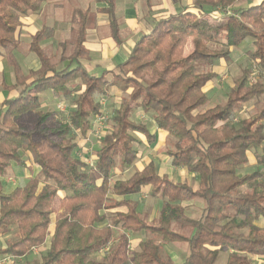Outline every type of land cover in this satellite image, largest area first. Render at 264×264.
Here are the masks:
<instances>
[{"label":"trees","instance_id":"trees-1","mask_svg":"<svg viewBox=\"0 0 264 264\" xmlns=\"http://www.w3.org/2000/svg\"><path fill=\"white\" fill-rule=\"evenodd\" d=\"M46 1L0 0V55L6 51L16 73L14 88H19L0 105V237L13 234L0 257L29 255L48 243L33 264H217L220 250L209 245L233 251L226 264H256L254 257H264V172L243 169L250 152L264 165V0H245L247 5L195 0L199 13L183 9L155 19L128 58L100 75L84 64L90 54L89 11L76 8L70 55L54 61L45 52L41 43L54 37L56 28L43 26L30 46L40 67L24 74L12 53L20 45L17 29ZM95 1L104 5L99 10L108 15L113 39L121 43L116 0ZM232 7L234 12H225ZM189 40L193 51L185 55ZM241 46L249 66L229 87L225 102L204 110L210 101L207 84L218 77L214 66L231 62L233 48ZM65 60L70 64L59 68ZM252 77L257 78L250 84ZM114 89L127 95L114 105L110 125L103 126L102 146L91 166L78 154L83 149L78 137L93 129L106 111L99 98L109 100ZM49 90L71 101L66 119L43 109L41 93ZM251 101L258 104L255 113L234 122ZM135 111L150 113L155 125L168 132L171 164L195 174L197 188L188 180H171L153 160L128 177L112 179L116 168L124 171L138 160L142 137L149 144L155 140L146 122L132 118ZM27 155L38 172L24 186L5 192L3 176L14 163L26 167ZM260 178L258 186L243 190ZM145 187L163 200L152 222L135 197ZM194 199L203 202L198 217L184 205ZM174 226L193 232L185 237ZM142 230L147 237L131 251L126 231ZM183 240L189 255L176 263L163 248ZM101 251L100 260L91 257Z\"/></svg>","mask_w":264,"mask_h":264},{"label":"rangeland","instance_id":"rangeland-1","mask_svg":"<svg viewBox=\"0 0 264 264\" xmlns=\"http://www.w3.org/2000/svg\"><path fill=\"white\" fill-rule=\"evenodd\" d=\"M120 1L121 0H117V16H118L119 22L121 23L123 19L122 15L124 14L125 9L121 8ZM168 1L174 2V0H158L153 5L154 9L156 8L160 11L167 10L168 9L167 6L169 5ZM128 2L129 4L133 3L131 10L130 11L126 10V13L130 12L129 13L130 15L133 13V7H135L136 4H135V1L131 2L130 0ZM236 2H239V1H236ZM139 5L143 6L142 3ZM76 8L87 9L89 11L88 23H87L88 32H92V30H96L97 33H94V35L98 37L99 39L100 38L108 39L110 37L109 25L105 21H100V19L97 18L99 16L96 11V3L94 0H47L43 4L41 11L31 12L28 15L29 17H32L34 19V22L28 26L27 30L28 32L34 33L36 30L40 29L43 26H53L56 28L54 37H52L51 39H48L47 40L48 42L44 41V43L47 45L45 48V52L49 56H51L54 61H58L62 55H66V56L70 55V53L72 52L74 48L76 33L74 31H71L72 28H70V25H69L70 22L68 23V21H70L72 13ZM225 12H234V8L233 7L229 8ZM138 17H139V13H138ZM130 28L131 27L129 25H126L124 29L125 31L122 32V35L123 33H125V36L127 37L129 35ZM139 36L141 35L139 34L133 35L134 40L139 38ZM89 37H88V41L90 42ZM30 39H31L30 37H26L24 35L21 36L20 45L14 51V54L16 55L15 57L16 61L18 62V64H20L21 67H24L23 68L24 72L27 71L28 67L34 66L35 64L34 59L37 60L36 54L30 49ZM88 41H87V46L88 47L93 46V45H90V43L88 45ZM61 43H64V45L62 46ZM192 45H193L192 41L189 40L184 50L185 55L190 54ZM2 52L4 54L6 53L5 50H2ZM28 56L34 59L28 58ZM218 64L219 65L216 66L215 69L219 73V76L215 78L214 80H212L211 82H209L206 87V89L208 90L209 96H210V101L207 105L203 107L204 110L216 104L223 103L226 101L229 87L234 84V80L237 77L241 76L243 68L249 66V61L247 60L246 54H245V48L243 46L233 48L232 61L229 62L228 64L224 63L223 61L222 62L220 61ZM62 66H63L62 63L58 64L59 68H62ZM9 67L10 65H8V68ZM251 67L254 69V71H257L254 65H251ZM10 70L12 73V78L14 79L13 68L10 67ZM256 78L257 77H252L250 79V84H252ZM45 93L41 94V97L45 103V105H43V109H51V110L59 109L61 112L64 111L65 113H67L68 112L67 109L71 108L72 103L70 100H64V101L59 100L60 98L53 91H49ZM126 95H127V92L116 90L114 91L112 95V99L106 100L105 97H101V100L103 101L105 100L104 106L106 108H104V110L106 109V111L109 114V117H110V114H111V111L114 105L117 104V102H120L122 98L125 97ZM4 96H5V87L3 88L0 87V101L4 98ZM257 108H258V104L255 101H251L248 104L242 106L238 110L239 115L234 118V122H236L238 119H241V117L243 116L254 114ZM139 113L141 114L142 112H139ZM139 113H134L132 117L133 116H134L133 118L136 117L137 118L136 120L138 121L142 120L143 122H146L149 126H151L152 131L155 130L156 125L154 124L152 116L150 114H147L145 115V118L140 119L138 118ZM109 117H108V121L110 120ZM261 122L264 123V120H262ZM107 125H110V121L105 123L104 126H107ZM91 134L95 135L98 138L97 132H92ZM167 138H168V135H167ZM172 141L173 139L169 138V141L164 140L161 143L162 144L165 143L164 145L168 147L171 144L170 142ZM92 142L93 141L89 140V142H87L84 147V149L87 150L89 154L91 153L89 151L91 148L96 149L97 147H100L102 145V142L97 143L94 141L93 144ZM161 143H159V145ZM137 147L140 150V154L141 153L143 154L141 161L138 162L139 167H141V165L144 164L143 160H147V158L149 157L150 158L152 157L153 159H155L159 165L163 163L162 159L160 158L162 154H159L158 156L156 152H153V147L145 146V145H139ZM89 154L84 153V155L87 157L90 156ZM26 159H28V163L30 164L29 171L15 166L14 168L15 170L12 171L10 174H7L5 177V180H3L7 183L5 185L6 190L8 189L12 190L14 187L25 185L29 176L30 175L32 176L33 174H35L37 170L35 164L32 162L30 157ZM179 168H183V167H179ZM257 168H261L262 171L264 172V165L260 163L259 158L257 156L252 155L251 162L245 166L243 171L247 173ZM130 171H133V170L131 169ZM261 181H262V178L257 179L250 184H246L244 185V189L250 191L253 186H258ZM193 185L195 187L197 186L195 184ZM145 199L146 200H144L143 202V205H144L143 207L145 209L151 211V210H155L161 207L160 202L158 203L155 200H151L150 198H145ZM199 204H200V201L197 200V202L195 203V207L199 206ZM194 210H195L194 213L198 214L199 209L194 208ZM143 216L147 218L145 214H143ZM52 228L53 226H50L49 228L50 233L52 232ZM176 230L179 231L180 229L176 228ZM12 238H13V234L0 237V248L5 247L7 240L12 239ZM46 245H43L44 247L41 246V247L33 248L31 254L29 255H23V256H18V257H15L13 255H6L5 257L11 258V260H9L6 264H33L34 261L40 260L41 254L45 252V250L47 249ZM167 247L168 246H164L163 248L164 254H167L166 253ZM221 249L223 250V252H221L220 257L217 261V264H224L227 261V257H225L222 253H224L227 256V254L229 253L228 252L229 248L222 247ZM91 257H93V255ZM185 258L186 257L184 255L179 258H176L175 261L177 263H183L185 261Z\"/></svg>","mask_w":264,"mask_h":264},{"label":"crops","instance_id":"crops-1","mask_svg":"<svg viewBox=\"0 0 264 264\" xmlns=\"http://www.w3.org/2000/svg\"><path fill=\"white\" fill-rule=\"evenodd\" d=\"M128 1H130V0H121L120 1L121 8L122 9L123 8L125 9L124 14L122 15L123 19H122L121 23L118 20L119 25H120V36H121V39H122V42L121 43H117L113 39L111 27H110V24H109L108 15L105 14L104 12H102L101 10H99V8L103 7L104 5L103 4H100V3H97L95 1V3H96V11H97V14L99 16L97 18H99L100 21H105L109 25V28H110V37L108 39H102V38L99 39L98 37H96L94 35V33H97L96 30H92V32H88V28H87V41H88V37L90 36L89 37L90 38V42L88 41V45L90 43V45H93V46L88 47L87 46V41H86V46L89 49L90 54H89V60L84 61V64H85L86 68L90 72H92L94 74H97V75H100L104 70H106V69H112V68H115L116 66L122 64L128 58V56H129V54L131 52V49H132L133 45L135 44V42L142 35H145V34H147V33H149L151 31V29H152V23H153V21L155 19H159V18H161L163 16H166V15L172 13V12H180L183 9H187V10H190L192 12L199 13V9L196 8V6L194 5L195 4V0H186V1H184V0H174V2H169L168 1L169 2V5L167 6L168 9L167 10H164V11H160V10H158L156 8L154 9V6L153 5L158 0H131V2H134L135 1L136 6L133 7V13L129 15L130 12L126 13V10L127 11H130L131 8H132V6H133V3L132 4H129ZM236 1H239V2H237L238 5H247L248 4V1H245V0H236ZM168 2H167V4H168ZM141 3L143 4V6L139 5ZM84 10H87V9H84ZM138 13H139V17H138ZM116 14H117V0H116ZM117 19H118V16H117ZM70 20H71V18H70ZM33 22H34V19L32 17H29V16L24 17V19H23V25H21L17 29V37L20 40V42H21V36L24 35L26 37H30L31 38L34 33H36L38 30H40L42 28L41 27L40 29L36 30L34 33L33 32L32 33L31 32H28L27 28ZM69 22L70 21H68V23ZM69 25H70V28H72L71 22H70ZM126 25H129L131 27L130 28V32H129V35L127 37L125 36V33H123V35H122V32L125 31L124 29H125V26ZM136 34H139L141 36H139V38H137L136 40H134L133 35H136ZM47 40H45V42ZM41 44H42V47L45 50V48H46L47 45L44 43V41ZM30 46H31V39H30ZM92 50H93V52H92ZM14 51H15V49L12 51V53H13V56L15 58L16 55L14 54ZM192 51H193V45L191 46L190 53ZM36 56H37V54H36ZM28 58H32V57H29L28 56ZM32 59H34V58H32ZM34 62H35L34 66L28 67L27 68V71H25L26 73L24 72V69H23L24 67H21L20 66L24 74H28L31 70H37L40 67V60H39L38 56H37V60L34 59ZM223 62L226 63V64H228L225 61H223ZM7 64L10 65V67L13 68L14 79L12 78V73H11L10 67L8 68V65ZM68 64H70V61L69 60H65L64 62H62V65H63L62 68L65 67ZM218 65L219 64H217L216 66H218ZM71 66L73 67L74 64H72ZM216 66H214L213 70L219 76V73L215 69ZM15 84H16V73H15L14 67L11 65V63L9 61V58L7 56V53L4 54L2 52V54L0 55V87H2V88L5 87V96L0 101V105L7 98L13 97L17 93V91L19 90V88H14V85ZM116 90H118V89H114V90L111 91V97H110V99H112V95H113L114 91H116ZM49 91H52V90H49ZM49 91H46V92H49ZM119 91H121V90H119ZM43 93H45V92H43ZM41 99H42V97H41ZM60 99H62V98H60ZM99 99H101V98H99ZM42 101H43V105H45L43 99H42ZM61 101H64V100H61ZM69 109L70 108L67 109L68 110L67 113H65L64 111L61 112L59 109H58L59 111L58 110H56V111L60 112L61 115H62V117H64L66 119V117L69 116ZM63 110H64V108H63ZM139 112H142V113L140 114ZM134 113H139L138 118H140V119L145 118V115L150 114V113H145L144 111H135ZM133 119L136 120L137 118L135 117ZM153 121H154V119H153ZM149 130L155 136L154 142L151 143V144H149L147 142L146 138L145 137H142L143 143L141 145L153 147V152H156L158 156H159V154H162L160 158L162 159V162L163 163L161 165H159L155 159H153L152 157L151 158L149 157V158H147V160H143L144 161V164H142L141 167H139L138 166V162L141 161V158L143 156L142 153L140 154V150H139V157H138V160L135 162V164L131 168H128V169H126L124 171H121L120 169L116 168L112 179H116V178L123 179L125 177H128L134 171H138V170L143 169L150 161L153 160L158 165L160 173L167 174L170 177L171 180L178 181V182H183L185 180H188L190 182V184H192V185L195 184V185L198 186V181H197V177H196L195 174L190 173L186 167L179 168V167L174 166V165L171 164L170 157L166 153V150L169 148V146L167 147L166 145H164L165 143L164 144L161 143L164 140H168L169 141L170 136H169L168 132L165 131V130L159 129L157 126H156L155 130H153V131L151 129V126H149ZM92 132H95V131H93V129L92 130H89V132L87 133L86 137L85 136L84 137H78V143L83 148L82 150L81 149L79 150V153L78 154L80 155V157L83 160H85L91 166L94 165V163H95V159H96L95 152L102 145L100 147H97L96 149H92L91 148L89 150L91 153L89 154L88 151L84 149L85 144L87 142H89V140H91L93 142L95 141L97 143L102 142L101 141V135H102L103 131H101L100 133H97L98 138L95 135H92L91 134ZM167 135H168V138H167ZM93 142H92V144H93ZM159 143H161L162 145L161 144L159 145ZM83 152L89 154L90 156H88V157L85 156ZM252 155L256 156V154L254 152H250L249 153V162L247 164H249L251 162V156ZM15 166L20 167V168H22L24 170H28L29 171L30 164L28 163V159H27V166L26 167H22L20 165L15 164V163L12 164V166L7 170V173L3 176V180H5V177H6L7 174H10L12 171L15 170L14 169ZM36 168H37V170H36L35 174L39 170L37 166H36ZM131 169L133 171H130ZM35 174H33V175H35ZM6 184L7 183L5 182V185ZM197 186L195 187L193 185V187H195V188H197ZM15 188L16 187H14L13 189H15ZM4 190H5V192L12 191V190H9V189L6 190V188H4ZM243 190H245L244 187H243ZM135 197L140 200V212L142 213V215L145 214L147 216L146 219L149 222L155 221L158 218V216L160 214V211L162 209L163 200L161 198H159V197H152L150 195V188L149 187H145L143 189V192H141L139 195H136ZM145 198H150L151 200H155L158 203L160 202L161 203V207L158 208L156 206L158 209L151 210V211L145 209L143 207L144 206L143 205V202H144V200H146ZM197 200L200 201V204H199V206L196 205L197 207H195V203L197 202ZM184 205H187V207H188L187 212L190 215L195 216V217H198V216L201 215L202 209H203V202H202V200H200V199L189 200V201H186L184 203ZM194 208L199 209L198 214H195L194 213L195 212ZM59 211H61V210H59ZM50 226H53L52 232L51 233L49 232L50 234H52L53 231H54V224H51ZM173 228H174V230H176V228H178V227L177 226H174ZM178 229H180V230L179 231L176 230V231L179 232L180 234L184 235L185 237H190L191 234H192V232H193V229L190 228V227H188V228H178ZM118 232L119 231H117L115 234L118 235ZM126 234L128 235V237L130 239V249H131V251L137 250L139 248L138 247L139 246V243L147 237L146 232L143 231V230L142 231H126ZM45 245H46V243H45ZM46 246H48V243H47ZM164 246H168L167 249H166V251H167L166 253L174 261H175L176 258H179V257L184 256V255L187 258L188 255H189V245H188V242L185 241V240H183V241L170 242V243L165 244ZM206 247H208L211 250H220L219 257H220L221 252H223V250L221 249L220 246L219 247H215V246L206 245ZM228 252L229 253L227 254V256L224 253H222L225 257H227V261L229 259V256L233 253V251L229 248ZM103 255H104V251H101V252H98V253L93 254V257L96 258V259H98V260H100L103 257ZM186 258H185V260H186ZM254 260H255L256 264H264V257L256 256V257H254ZM226 262L224 264H226Z\"/></svg>","mask_w":264,"mask_h":264},{"label":"built area","instance_id":"built-area-1","mask_svg":"<svg viewBox=\"0 0 264 264\" xmlns=\"http://www.w3.org/2000/svg\"><path fill=\"white\" fill-rule=\"evenodd\" d=\"M101 103L104 105L105 100H101ZM109 114L107 111H105L103 113V115L99 116L98 118H96V120L94 121V127H93V131L100 133L103 130V126L106 123V120H108ZM9 260H11V258L9 257H0V264H6Z\"/></svg>","mask_w":264,"mask_h":264}]
</instances>
